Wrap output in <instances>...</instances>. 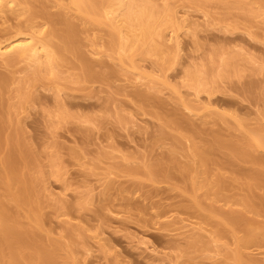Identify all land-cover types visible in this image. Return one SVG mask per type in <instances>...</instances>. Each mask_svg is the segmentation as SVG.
I'll use <instances>...</instances> for the list:
<instances>
[{
	"label": "rangeland",
	"instance_id": "1",
	"mask_svg": "<svg viewBox=\"0 0 264 264\" xmlns=\"http://www.w3.org/2000/svg\"><path fill=\"white\" fill-rule=\"evenodd\" d=\"M141 1L176 19L133 59L105 7L0 11V44L61 53L40 78L0 55V264H264V0Z\"/></svg>",
	"mask_w": 264,
	"mask_h": 264
},
{
	"label": "bare ground",
	"instance_id": "2",
	"mask_svg": "<svg viewBox=\"0 0 264 264\" xmlns=\"http://www.w3.org/2000/svg\"><path fill=\"white\" fill-rule=\"evenodd\" d=\"M70 3L75 5L83 13L92 14V15H96V13L101 10V8H104V7L107 8L106 10L103 11L102 14H104V17L106 16L108 18V19L106 18L108 21L110 20V25L114 29L113 30L114 34H111V36H110V41H109L110 45L114 48H119L120 50H122L125 53H128V54L130 53L129 55L131 57L128 55V57H130V59L131 58L133 59V57H134L133 53L136 50H138L141 41H143V40L144 41H150L151 39L153 40V37L155 34H156V36L161 35L160 34L161 31L159 33L158 31H156V28L161 23L162 17L163 16H170L169 19H171V17H172V13H171L172 11L170 12V10L168 8L164 7V9L162 8L160 11L158 8H156V6H154V4L152 5L151 3L149 4V3L141 1V0H70ZM10 4H12V0H6V1L0 0V11L6 12L5 9L8 7H9L8 9L10 10V8H12V7H10ZM113 6H116V7H114V9H113ZM173 14H174V12H173ZM120 17L123 18L124 23H121ZM174 19H176V18L174 17ZM174 22L176 23V24L174 23L176 25L174 27L177 28V31H178V29H182L183 28L182 26L184 25L183 22L185 23V21L179 22L176 20ZM185 24L187 25V23H185ZM68 25H71V24H68ZM71 29L72 28H69L68 31H66L63 34V40L66 44L68 43L67 45H69L73 39V32H72L73 29L72 30ZM137 29H138V33H137ZM183 29H185V26ZM131 30H136V32L129 35V32ZM40 34H36V32H35L34 34H31L30 37H23V36L17 37V38L12 37L14 39L8 40L4 44H2V43L0 44V55L3 56V55L12 54L13 56H16V57L27 56L30 59L29 60L30 62L32 61L34 64L37 65V66H35L37 69L35 68L36 69L34 71L35 75H33V77L36 76L37 78H40L42 76L43 77L52 76L51 73L53 71L52 69L54 68L53 63L61 55L60 49L57 46H53L52 49H49L50 41L48 39L45 40V39L40 38V36H39ZM175 37L177 38V35H175ZM175 39H174V41H175ZM178 47H179V45H178ZM178 47H177V49H179ZM154 49L156 51L157 47ZM168 49H170V48H168ZM168 49H167V51H168ZM171 49H173V48H171ZM8 57L10 58V56H7L6 59H8ZM24 58H26V57H23V59ZM60 58H61V56H60ZM26 60H28V59H26ZM10 61H11V59H10ZM197 77L199 78L200 76H197ZM198 78L196 79V76L194 74L193 75L190 74L191 81H196V82L198 81L199 82L201 78H199V79ZM164 83L166 85H169L167 80H165ZM164 83H163V85H164ZM197 88H199V87L197 86ZM203 108H205V107H203ZM260 145H262V143H260ZM193 152H194L195 156L198 157L204 163L205 159H203L204 158L202 156L203 153L201 154V152H200V154H199L198 153L199 151H197L196 148L194 149ZM171 161H173V160H171ZM181 169H183V168H181ZM150 171H151V173H149V174H152L154 176V174L156 173L157 170L155 171L152 169V170H149V172ZM155 175H157V173ZM153 176H152V178H153ZM168 176L169 175H167V177ZM219 182H218V184H220ZM199 184L201 185V183H199ZM199 184L197 182L193 183L192 188L194 191H197L201 188V186H199ZM212 186H214V185L212 184ZM213 210H215V209L213 208ZM3 217H5V215H3ZM233 218H234V216L231 217V219L233 221H235L236 219L235 218L233 219ZM231 219H229L230 222H233ZM8 229L9 228H5V226H3L0 229V232L3 233V236L7 235V234L9 235L10 233H11L10 235H12V231L9 232ZM247 231H250V229ZM14 234L15 233L13 232V235ZM0 236H1V234H0ZM16 236H20V235L16 234L12 237H16ZM254 237H256V234ZM241 239L238 242V244L240 243L241 246H243V245L247 246V244H251L254 241L253 237L251 236V231L249 232V234L246 235L245 239H243V238H241ZM0 240H1V238H0ZM0 243H1V241H0ZM236 252L237 253H235L233 257H235L236 260L238 259L240 262V259H239L240 253H239V251H236ZM16 258H18V257H16ZM49 262H50V260H49Z\"/></svg>",
	"mask_w": 264,
	"mask_h": 264
}]
</instances>
